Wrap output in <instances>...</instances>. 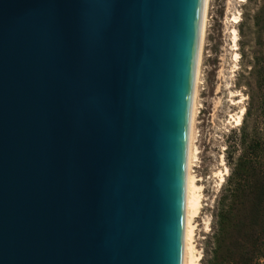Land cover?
Instances as JSON below:
<instances>
[{
  "label": "water",
  "instance_id": "95a60500",
  "mask_svg": "<svg viewBox=\"0 0 264 264\" xmlns=\"http://www.w3.org/2000/svg\"><path fill=\"white\" fill-rule=\"evenodd\" d=\"M203 0H0V264H181Z\"/></svg>",
  "mask_w": 264,
  "mask_h": 264
},
{
  "label": "rangeland",
  "instance_id": "374dc122",
  "mask_svg": "<svg viewBox=\"0 0 264 264\" xmlns=\"http://www.w3.org/2000/svg\"><path fill=\"white\" fill-rule=\"evenodd\" d=\"M235 12L240 16L235 26L239 61L231 73L228 21ZM207 16L192 169L202 187L195 245L200 264H264V220L250 226L247 179L238 176L241 166L264 176V0H210ZM230 92L244 98L243 106H231ZM241 107L242 124L231 126L229 116ZM221 158L229 174L218 187L215 173L221 170Z\"/></svg>",
  "mask_w": 264,
  "mask_h": 264
},
{
  "label": "bare ground",
  "instance_id": "6f19581e",
  "mask_svg": "<svg viewBox=\"0 0 264 264\" xmlns=\"http://www.w3.org/2000/svg\"><path fill=\"white\" fill-rule=\"evenodd\" d=\"M238 2H244L245 0H236ZM210 0H203L202 11L200 19L197 55L195 63L192 99H191V109H190V125H189V141H188V157H187V174H186V190H185V206H184V222H183V238H182V254H181V264H200L201 254L195 245V220L200 215L202 209V187L198 186L196 183V177L193 175L194 163L197 160V149L195 147V122L198 114V94L199 85L201 82V64L203 48L205 44L206 29H207V15L209 10ZM239 13L235 12L232 14L230 22V36H231V62L234 64L231 73L234 72L236 64L239 61V55L237 51V40L238 33L235 26L239 22ZM240 96L238 93H229L231 106H243L244 98L240 96L237 101L232 100L235 97ZM245 114L243 107L239 108L238 112L229 116V122L231 126L239 127L242 124V120ZM219 170L215 173L217 178V186L220 187L224 181L225 177L228 176L229 171L225 165L223 158L220 160ZM205 229L208 230V223H204Z\"/></svg>",
  "mask_w": 264,
  "mask_h": 264
},
{
  "label": "trees",
  "instance_id": "16d2710c",
  "mask_svg": "<svg viewBox=\"0 0 264 264\" xmlns=\"http://www.w3.org/2000/svg\"><path fill=\"white\" fill-rule=\"evenodd\" d=\"M238 176H246V201L249 203L250 226H259L264 220V176L252 167L238 169Z\"/></svg>",
  "mask_w": 264,
  "mask_h": 264
}]
</instances>
